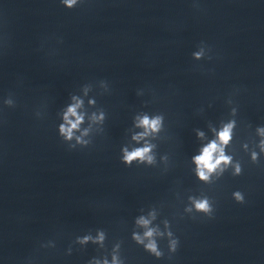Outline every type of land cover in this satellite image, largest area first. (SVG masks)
Here are the masks:
<instances>
[{
	"label": "clouds",
	"instance_id": "clouds-1",
	"mask_svg": "<svg viewBox=\"0 0 264 264\" xmlns=\"http://www.w3.org/2000/svg\"><path fill=\"white\" fill-rule=\"evenodd\" d=\"M60 3L67 9H73L77 5L83 3V0H60ZM194 6L198 7V4ZM211 52V48L206 45L203 41L198 46V51H195L192 55L194 59L201 60L204 58L212 59L209 53ZM102 84H106V81H101ZM85 93H87V88L85 89ZM74 103L69 105L67 109L63 112V123L58 126V134L63 137L65 141H71L74 137L77 144L87 145L89 141L84 140L83 137L87 136L89 133V129H84V131L79 136H75L76 130L80 129V125L84 121V115L78 112L83 105V101L76 96L72 97ZM89 103H94V101H89ZM3 104L8 108L16 107V101L14 99L13 94H9L7 98L3 100ZM236 112V109L233 108V113ZM37 117H41L42 113L39 111L36 112ZM93 122H102L104 120V113L100 112L99 114L94 113L91 117ZM164 117L163 115H156L150 117L145 114L143 116H139L136 118V126L139 128H143V132H140L133 136V139L136 141H140L145 137H148L152 134L158 133L163 125ZM235 126V121H230L226 125H224L223 129L218 133V141L213 140L208 145L204 146L199 155L193 157L195 164L197 165V175L201 180L207 181L209 179V174L215 172L221 165H228L231 161L230 156H226L224 154V146L228 144L231 139L232 129ZM257 133L264 137V127H258ZM198 136H203L202 132L197 133ZM70 148H75V145H69ZM154 145L150 143H145L143 147L134 148L129 151L127 148L123 149V162L125 164L130 165L133 161H139L140 163L147 162L148 164L154 163V156L151 154ZM260 150L264 152V139H261L259 144ZM252 159L255 161L257 159V153H252ZM241 171L240 166L237 164L235 168V174H239ZM235 199L239 203H244V196L241 192L237 191L234 194ZM195 208L198 211H203L204 213L211 215L212 209L207 199L201 201H195ZM138 223L147 225L149 222L144 220L143 218L138 221ZM171 235V233H170ZM153 236V230L149 229L144 233V237L149 238V242L145 245L146 250L150 253L154 254L157 258L162 256V253L158 250L157 245L154 240L150 239ZM91 236H83L77 237V241L81 244H86L89 240H91ZM134 239L138 243H143L144 238L134 235ZM104 240L103 232L98 233L95 242H102ZM51 247H55L54 243H51ZM179 245V240L174 239L170 243V251L175 253L177 251ZM68 253H71V248L68 249ZM95 264H100L99 261H96ZM103 264H108V261L105 260ZM112 264H120L118 258L114 255L112 259Z\"/></svg>",
	"mask_w": 264,
	"mask_h": 264
}]
</instances>
